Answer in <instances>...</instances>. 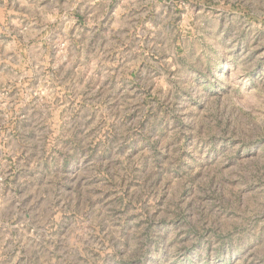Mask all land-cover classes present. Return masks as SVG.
Here are the masks:
<instances>
[{
    "label": "rangeland",
    "instance_id": "rangeland-1",
    "mask_svg": "<svg viewBox=\"0 0 264 264\" xmlns=\"http://www.w3.org/2000/svg\"><path fill=\"white\" fill-rule=\"evenodd\" d=\"M0 264H264V0H0Z\"/></svg>",
    "mask_w": 264,
    "mask_h": 264
}]
</instances>
